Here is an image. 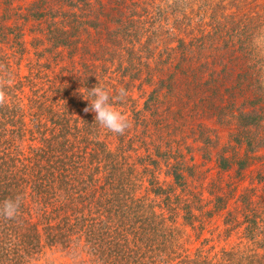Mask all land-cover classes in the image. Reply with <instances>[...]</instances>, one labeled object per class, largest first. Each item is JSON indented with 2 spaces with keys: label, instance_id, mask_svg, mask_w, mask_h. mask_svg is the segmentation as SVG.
Masks as SVG:
<instances>
[{
  "label": "trees",
  "instance_id": "16d2710c",
  "mask_svg": "<svg viewBox=\"0 0 264 264\" xmlns=\"http://www.w3.org/2000/svg\"><path fill=\"white\" fill-rule=\"evenodd\" d=\"M187 3L0 0V65L6 69L0 75L11 78L0 106V202L21 197L15 218L0 216V264H30L49 248L83 254L91 264H264V197H254L253 187L239 191L235 223L252 245L211 254L197 248L188 255L173 222L180 213L182 224L191 225L202 212L200 193L186 178L193 165L160 141L150 155L128 161L125 152L135 148L132 124L114 134L84 111L87 89L103 78L97 68L107 64L119 78L151 88L142 110L159 93L169 96L158 123L187 119L200 158L211 159L218 172L238 177L257 162L264 149V21L211 11L208 28L195 34ZM21 24L34 25L30 42H22ZM7 41L10 53L2 48ZM26 46L34 57L20 75L19 59L11 57L25 56ZM210 119L233 126L221 145L204 123ZM110 136L112 150L105 140ZM135 161L147 177L137 174ZM160 161L170 177L165 187L149 169ZM259 164L264 167V158ZM260 175L254 184L262 182ZM225 201L215 195L206 215Z\"/></svg>",
  "mask_w": 264,
  "mask_h": 264
},
{
  "label": "rangeland",
  "instance_id": "374dc122",
  "mask_svg": "<svg viewBox=\"0 0 264 264\" xmlns=\"http://www.w3.org/2000/svg\"><path fill=\"white\" fill-rule=\"evenodd\" d=\"M100 1L103 2L106 0ZM146 1L157 2L158 0ZM161 1L162 0H159V2ZM187 1L188 3L185 9L186 20L189 23L192 33L195 34L208 28V15L211 11L218 13L222 10L223 13H235L236 15L239 13H247L256 17L259 16L264 21V0ZM32 28H34L32 24H21L20 29L23 32L21 40L23 43L30 42V32ZM260 35L264 39V27L261 28ZM8 43L10 42L7 41L2 44L3 51L6 53H10L11 51V49L8 48ZM261 45V53L264 60V43H261ZM26 48L28 53L25 56L16 55V57H11V62L18 61L19 59L18 63L20 66H16V69L20 75L26 73L24 63L28 59L31 60L34 57L32 49L28 48V46H26ZM107 66V64H104L102 68H97V71H100L103 76L100 85H103L112 97L116 95V90L121 87L125 88L128 93L127 97L122 101L113 102V106L126 115L130 125L132 124V127H130L132 130H130L129 135L133 138L134 143L132 145L135 148L125 152V155L129 154L127 160H135L138 155H150L155 143L160 141L161 145L169 144L172 150L171 153H173L174 156L182 157L189 164L193 165V174L191 177L186 178L188 185L200 193L202 212L197 214L196 220L193 221L191 225L182 224L179 216L180 213L174 217L173 225L179 227L181 230V247L183 248V252L192 255L198 248L201 250H208L207 253L211 254L212 252L218 251L220 248L235 250L249 246V243L245 242L242 237L241 227L235 225L240 219L237 195L243 187H253L255 191L254 194L256 195L254 197L258 195L264 197V176L262 182L254 184L255 175L260 177V171L264 173V167L261 168L262 164H259L264 158V149L256 154L254 159L257 162L251 163L238 177H233V172L231 170L218 172L211 159L202 160L200 158V152L198 150L199 143L193 136L187 135V119H184L185 122H181V119L178 118L176 119V124L173 126L172 124L166 125L163 120L158 123L163 117L162 107L168 103V99L170 100L169 96H166L164 99L160 97L159 93L155 100L149 104L150 106L146 110H142L141 103L151 88L145 83H140L138 87L137 80L127 82L126 78H119L117 74L111 71V67ZM155 120L157 121V127L153 125ZM168 122H170V119ZM177 123L182 124L180 125V129H178ZM204 123L215 129L219 145L225 142L228 133L233 127L231 123L217 124L213 122L212 119ZM141 129L145 130L142 135L139 132ZM138 136L144 139L143 143L138 141ZM105 140L109 149L112 150L116 145L115 139L110 136ZM133 166L138 175L147 177L140 172L141 166L137 161L133 162ZM149 169L161 186L165 187L169 184L170 177L165 174L166 166L164 163L160 161L158 165L153 168L149 167ZM220 194L226 196L224 208L214 211L207 216L206 211L211 208L214 196ZM148 196L151 197L150 194H148ZM152 199H154L155 202L158 201V199L153 197ZM227 228L229 232H227ZM203 240L206 241L203 242ZM251 245L252 244H250V246ZM261 251L262 247L258 248L257 252L260 253ZM86 258V256L80 253L73 254L67 253L59 248H49L44 249L40 257L30 264H91Z\"/></svg>",
  "mask_w": 264,
  "mask_h": 264
},
{
  "label": "clouds",
  "instance_id": "9594fccd",
  "mask_svg": "<svg viewBox=\"0 0 264 264\" xmlns=\"http://www.w3.org/2000/svg\"><path fill=\"white\" fill-rule=\"evenodd\" d=\"M0 73H6L3 65H0ZM10 83V77L5 79L4 75H0V106H4L7 103L6 93L3 89ZM87 90L91 99L84 98L89 102L88 107L84 111L86 113H95V122H98L101 128L114 134L123 135L130 127V123L127 116L113 106V102L125 99L128 94L126 89L123 87L117 89L116 95L113 97H110L109 91L99 83L90 90ZM20 202L21 197L19 196L0 202V216L7 219L15 218L20 208Z\"/></svg>",
  "mask_w": 264,
  "mask_h": 264
}]
</instances>
